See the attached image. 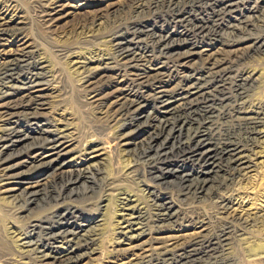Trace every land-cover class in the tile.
<instances>
[{
	"label": "bare ground",
	"instance_id": "obj_1",
	"mask_svg": "<svg viewBox=\"0 0 264 264\" xmlns=\"http://www.w3.org/2000/svg\"><path fill=\"white\" fill-rule=\"evenodd\" d=\"M32 1L37 21L47 32L87 7L77 0ZM92 1L94 7L105 2ZM127 1L115 13L129 11L133 17L115 16L118 19L109 22L108 53L56 48L50 58L28 43L29 24L14 25L18 14L9 13L11 5L0 0V214L16 220L11 239L17 249L15 257L0 264H82L104 252L106 238L116 246L110 253L127 256L124 264H176V260L178 264H218L205 261L231 252L235 239L246 242L250 262L263 260L264 253L259 251L264 246V213H248L238 187L258 167L254 159L264 153V97L251 102L244 93L247 85L263 81L264 67L253 72L242 67L246 58L264 50V38L244 42L243 37L237 44H224L231 51L218 59L210 53L212 45L201 42L212 34L220 38V27L208 31L199 23L194 27L195 40L182 32L177 36L187 40L177 43L172 33L164 32L163 22L150 25L140 20L147 14L160 16L161 9H166L180 23L188 22L190 12L179 0ZM186 1L200 9L202 2L215 0ZM242 1L217 2L214 8L237 9ZM250 3L252 17L264 23V0ZM96 12L82 18L77 28L82 32L97 28L104 16ZM242 24L240 29L250 30L248 22ZM64 59H70L69 68L63 65L57 71L54 62L59 60L61 66ZM62 74L77 84L85 107L104 120L103 131H109L104 140L103 135L96 136L83 147L76 146L73 122L63 109L67 91ZM241 135L244 141L229 142L230 137ZM175 157L206 169L178 166L163 172L161 168ZM217 157L225 168L219 167L223 177L213 183ZM115 162L122 165V180L114 176ZM105 164L108 173L100 169ZM180 171L186 183L191 178L198 181L183 183L184 190L174 198L164 186L169 176ZM211 183L214 212L203 217L198 206H191ZM54 186L47 208L23 222L22 215L29 213L34 198ZM78 190L89 197L98 191L100 197L80 206ZM190 197L194 200L188 204ZM183 203L190 207L180 209ZM91 215L99 218L92 221Z\"/></svg>",
	"mask_w": 264,
	"mask_h": 264
},
{
	"label": "rangeland",
	"instance_id": "obj_2",
	"mask_svg": "<svg viewBox=\"0 0 264 264\" xmlns=\"http://www.w3.org/2000/svg\"><path fill=\"white\" fill-rule=\"evenodd\" d=\"M79 1H81V0H77V2L79 4L80 3L87 4V7L81 9L80 11L78 10V11H75L74 13H72L70 15L71 17H68L64 22L59 24L57 27L52 28L50 30V31H52L51 34H50V31H48V32H47V30L45 31L43 29L44 27H42V25L37 21L36 4L32 0L31 1L30 0H7V3L9 5H11L10 9H8L9 13L18 14V17H16L14 19V25L19 24L22 21L29 24V28H28L29 32H26L27 38L29 37L28 43H30V45L32 43V47L33 48L35 47L34 49L37 50L39 52V54L43 55L44 57L47 55V57L51 58V55H53V52L56 50V48H65V49H68V51L84 52V53H87V52L92 53L95 51H96V53H98V51L99 52L106 51V53H108L109 44L107 43L106 39L109 36L108 32H109L110 25H111L110 23H112L114 20H116L118 18L131 19L133 17L131 12H129V11H128L129 13L125 11L124 14L123 13L117 14V12L115 13V9L123 7L124 5H126V3L128 1L127 0H105V2L99 7L92 6L93 1L90 2V0H88L89 3L84 2V0H82V2H79ZM225 1L226 0H215L214 3H209V2L203 3L202 2V5H200L201 8L199 9V8H197L198 5L197 6H193L192 4L189 5L186 0H179L180 5L182 7L186 6V8L188 9V11L190 12V15L192 17L188 22H185V23H180L178 20H176V18L174 16L171 15L170 11L167 12L166 9H161L160 16L158 15V16L154 17L151 14H147V15H144L143 17H141L140 20H144L145 23H150V25H156L155 23H157L159 21L161 23L163 22L164 23L163 26L165 29L164 32L169 31L170 33H172V35H173L172 40H174L177 43H181L185 39L183 37L179 38L177 36L178 35L177 33H182V32L184 34H189L191 40H195L197 37V32L195 31L194 27H195V25H197L199 23H200V25H202V23H203L206 26L208 31L209 30L212 31L213 26L214 27H220L221 29H223L220 38H216L215 34H212V36L208 40H204L201 43H204V45L211 44L212 47H211L210 53L215 54V56L218 59L226 58L229 55L228 51H231V50L228 48L227 45H224V44H229L230 42L231 43L234 42L237 44V42L244 40L243 37L246 39V40H244V42L245 41L252 42V41H256L258 39H263L264 38V23L255 20L254 19L255 17L253 18L252 17L253 15L250 14V12H249L250 8L249 7H250V4H252V3H250L251 0H243L237 9L233 8V9H227L226 11H221L220 8H214V6L217 2L224 3ZM163 8H165V7H163ZM80 12H82V13H80ZM94 12H96L95 14H99L100 16H104L103 19L100 21V23H98L100 25L94 29L95 31L93 30L92 32H90V31H88V32L83 31L82 32V30H79L77 28L76 24L79 25V22L83 21L85 16H87V17L89 15L92 16V15H94ZM115 16H117L118 18ZM105 20H106V22H105ZM244 21L249 23V25L251 26L250 30L240 29L243 27L242 23ZM161 23H159L157 28H156L158 31H160L161 27H159V26ZM41 27L43 30L41 29ZM26 33H25V35H26ZM224 33H225V35H224ZM237 34H239V35H237ZM254 35H255V37H254ZM88 37H91V38H88ZM93 37H95V39ZM92 38H93V40H92ZM85 39H87V40H85ZM97 40H98V44H97ZM186 40H187V38L184 41H186ZM151 42H153V41H151ZM198 42L200 43V41H198ZM150 46H152V45L150 44ZM7 49L9 50V49H11V47H8ZM12 49L16 50V48H12ZM48 50H50L51 52L50 51L48 52ZM263 51L260 53L254 54L251 57L246 58V61H244V63H242V67L244 69L251 70L249 72H253V71H255V69H256V71L263 70V67H264V52ZM215 52H217V53H215ZM58 61L59 60H57V63H56V61L54 62V64H57V67H56L57 71H58V69L63 68V65H64V69L69 68L67 63L70 61V59H69V61L67 59L65 61V59H64L63 64L61 66H59ZM163 61L166 62L167 64H170V65L173 63V60L164 59ZM245 62H246V65H245ZM60 70H62V69H60ZM178 74L180 75V73H178ZM64 75L62 77H64V82H66L67 84L64 83L63 87L66 88L67 93L65 94L66 96L64 95L65 100H64V104H63V109L64 108L66 109V113L69 114L68 117L71 119L70 121L73 122L72 126L75 127V128L73 127V129L75 132V138L77 137L76 138V140H77L76 146L80 145L81 147H83L84 145H86L87 142H89L90 140H93V138H97V137L100 138L102 135L103 136L101 138L104 140L103 137H105L109 133V131H108V133L103 131V127L105 124L104 120L101 118L100 115H98V113L94 109H90L88 107H85L86 104L84 105L83 100H82L81 96H79L80 94L77 91V88H78L77 84H74L69 80H65L66 76H64ZM235 81H237V79L235 77H233L230 82H231V84L234 85ZM262 83H263V85H261ZM254 85L253 86L247 85L245 87V90H244L245 95L247 94L246 99H248L251 102L258 100L261 97H264V94H263L264 93V78H263V81L261 79V81H259L258 83L254 84ZM257 85H260V86H257ZM58 87L61 89L62 85H59ZM56 90H58V89H56ZM61 90H63V88ZM233 94H235L234 90H233ZM219 96H221V95H219ZM219 96H217L218 98L215 96V99L216 100L219 99ZM256 96L257 97L259 96V97L257 98ZM253 99H255V100H253ZM186 117L190 118V119L192 118L188 115ZM102 120H103V122H102ZM74 123H75V125H74ZM219 123H221V121H219ZM144 127H146V125ZM99 133H100V135H99ZM35 136H36V134L32 135V137H35ZM78 137H79V139H78ZM245 138L246 137L244 135H241V137L240 136L239 137H230L229 142L230 143L235 142L234 144H237L236 142L244 141ZM216 159H217L216 160V165H217L216 168L217 169L214 171L213 174H211V177L213 178V180H212L213 183L217 182L219 180L218 178L221 177V179H222V177H223L222 176L223 174L221 172H219V167H221V170H223L222 167L225 168L224 161H222L220 157H217ZM182 160H183V158H180V157L176 158L175 157L174 159L171 160V162L168 161L166 166H163V167L161 166L162 167L161 170L165 173L169 172V171L172 172V171H175V169H177L178 166L182 167V168L186 167L187 168L186 170H190L191 168H195L196 170L200 169V168H201V170L206 169V166L203 164H196L194 162L188 163V162L182 161ZM117 162L113 163L112 168H115L117 171H119V172L115 171L114 176L116 175L115 177H118L121 179L122 178L121 177L122 165L118 164L119 162L118 163ZM254 163H257L258 167L254 168L253 172L248 176L249 179L247 178L246 181L243 183V185L241 187H238L240 189L242 188L240 193H241V196L243 197L242 203H243L246 211H248V213L252 214L253 216L264 213V153L258 159H254ZM115 164H117L119 168ZM100 169L104 172H107V173L109 172V170H108L109 167L107 164L101 166ZM116 173L117 174L119 173L120 176L117 175ZM171 176H169V178L166 180L167 183L165 184L164 188L167 190V192L169 191V193H172L174 198L178 197L180 190L181 191L184 190L183 189V187H184L183 183H185V185H188L189 183L195 184L196 181H198L195 178H191L190 182L186 183L185 182L186 180L183 181L181 179V171L178 172L177 174H173ZM123 183L125 185L127 184L126 186L130 185V183H128V182L127 183L123 182ZM213 183L208 185V189L205 191L206 193L204 192L205 194L199 195L197 197V199L194 201L195 206L194 205L191 206V207H197L198 206L197 209H199L200 213L204 215V216L202 215L203 217L208 216L210 214V212H211V214H212V212H214L213 198H212V193H213L212 184ZM53 189H55V186H54V188H45L42 190V193L40 195H38L36 198H34L35 202L32 206H30L29 213L22 215L23 218L25 219L23 222H25V223L29 222V220L25 218V217H29L28 215H30V218H34L35 216L41 214L45 210V208H47L46 207L47 204H49L51 201L50 195H51V192ZM237 190H239V189H237ZM78 192H79L80 196H82V197H79L77 200V202H78L77 205H80V206H83L86 204H91L92 202L95 203L96 201H98V199L100 197V193H98V191H97L98 194L95 192L96 195H95V193H93L95 196L93 195L91 197H89L90 195L87 196L86 194H84L85 191L81 192V190H78ZM85 195H86V197H85ZM189 199H190V201L187 202L188 204L193 202V200H194L191 197ZM187 203H183L181 205L182 208L181 207H179V208L184 209V210L188 209L190 206H188ZM179 208L177 207V209H176L178 211V213L180 212ZM2 214H4V215H2ZM2 214H0L1 215L0 216V262L3 261L5 258L15 257L16 251H17V249L15 247H13L14 240L11 239L13 237L12 232L15 230L14 221H16V220L13 217H9L8 214L6 215L5 212H2ZM182 214H183V212H182ZM97 218H99V215L88 216V219H91L92 221H94V220L97 221ZM23 222H22V224H25ZM191 233H193V232H191ZM43 235H46V232H44ZM156 236L157 235L155 234L154 237H156ZM254 236H251V237H254ZM246 237H248V236H246ZM106 239L103 243V249H102L104 251L102 253L105 254L104 255L105 257L102 258V256H101L102 253L100 254L101 251H99L95 255L91 256L89 259H86L82 264H124L127 261L126 260L127 256L124 254H119V255L115 256L114 253H110L113 250H115L116 246H115V244H112L111 238H106ZM148 239H149V236L145 237L143 239V242L148 240ZM254 240L255 239L253 238V240H251V241H254ZM245 243L246 242H240V241H237V239H235L232 242L231 252L228 251L225 255H223V256L221 255V257L220 256L218 258L214 257V258L210 259L209 261H205V262H207V263H209V262L210 263H215V262L217 263L218 262V264H264V259L263 260L257 259L253 262H250L249 257H247L249 249H248V247L245 246ZM246 249H248V250H246ZM263 250H264V246L259 251L260 255H263V253H264ZM177 261L178 260L175 261L176 264L180 263L179 261L178 262Z\"/></svg>",
	"mask_w": 264,
	"mask_h": 264
}]
</instances>
